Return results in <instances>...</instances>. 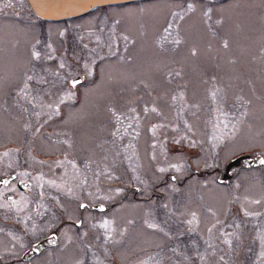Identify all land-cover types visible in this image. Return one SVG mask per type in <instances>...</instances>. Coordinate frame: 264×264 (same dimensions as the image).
Returning a JSON list of instances; mask_svg holds the SVG:
<instances>
[{
    "label": "flooded vegetation",
    "instance_id": "af4514ba",
    "mask_svg": "<svg viewBox=\"0 0 264 264\" xmlns=\"http://www.w3.org/2000/svg\"><path fill=\"white\" fill-rule=\"evenodd\" d=\"M197 18L202 19L197 11L179 18L175 26L180 24L184 31L178 43L170 47L169 0H133L95 6L80 15L58 20L43 18L28 0H0V178L10 176L0 184V264H106L107 260L109 264H126L122 259L118 263L117 250L101 249L103 235L97 229L100 225H96L98 220L89 217L95 216L90 212L121 206L127 196L126 200L131 196L135 200L150 201L149 228L159 231L161 238L160 243H149L150 251H132L129 260L137 259L138 264H201L198 246L189 252L184 247L179 251L165 250L169 238L186 229L180 225L182 220L170 219V208L165 204H172L168 203L193 174L202 179L209 174L225 196L231 195L228 202L220 203L221 207L214 211V244L218 241L216 225L219 222L223 221L227 227L222 233L231 232L229 227L234 224V229L239 226L243 229L240 241L233 240L230 234L226 236L229 239L228 245L224 241L227 252L218 257L220 263L248 264L252 256L254 262L264 264V162L240 166L229 180L218 179L229 160L245 153L264 157L262 148L254 145L241 148L224 160H221L222 155L221 161H214L211 168L196 157L176 156L177 160H170L161 176L145 177L143 181H149V185H142V191L149 190V193L140 197L136 192L141 185L137 182L138 185L128 186L124 193L112 198L99 185L83 190L90 173L94 172L98 180L101 169L95 160L74 155L73 129L68 116L75 97L104 93L100 67L105 70L104 77L110 78L113 68L107 61L115 60L121 45L135 52L137 47L153 48V54L161 61L154 74L159 81L138 78L134 86V80L131 82L128 93L138 97L167 98L164 95L171 80L200 77L213 81L226 77L201 73L214 64L169 59L173 50L183 52L184 32L191 19ZM95 25L110 31L95 33L92 31ZM174 40L177 41V37ZM75 42L77 45L100 43L107 55L102 59L86 56L75 63L72 46ZM73 81L77 82L75 87ZM163 110L162 107V112H142L144 127L167 124L168 114ZM118 115L115 111L107 118V126L116 136L120 126ZM103 134L105 136V131ZM112 145L118 156L113 161L115 178L108 180L109 187L121 184L119 176L125 162L120 154V140L113 137ZM137 157L143 167L144 161ZM75 177L80 181L75 183ZM173 182L181 185L171 187ZM241 191L245 193L246 202L238 200L235 204L237 199L233 195ZM254 195L259 201H253ZM99 203L106 207L103 210L90 207ZM230 255L234 257L231 260Z\"/></svg>",
    "mask_w": 264,
    "mask_h": 264
},
{
    "label": "rangeland",
    "instance_id": "374dc122",
    "mask_svg": "<svg viewBox=\"0 0 264 264\" xmlns=\"http://www.w3.org/2000/svg\"><path fill=\"white\" fill-rule=\"evenodd\" d=\"M169 2L170 47L182 37L184 30L181 25L175 26L180 17L186 18L195 11L202 17L191 19L184 32L183 52L173 50L169 59L214 64L213 67L202 69L201 73L226 77L213 81L200 77L171 80L168 92L164 95L167 98L138 97L128 93L129 89L136 85L138 78L159 81L154 74L161 61L153 54V48L146 50L137 47L135 52L121 45L118 56L116 54L113 58L115 60L107 61L108 66L113 68L110 78L104 77L105 70L100 67L104 93L85 95L83 98L80 96L79 99L76 96L75 102L71 104L68 117L73 129L74 155L83 156L89 161L95 160L101 169L98 180L94 172H89L90 178H86L83 190H92L99 185L112 198L124 193L128 186L139 183L141 189L136 193L140 197L149 193V190L142 191V185H149V181H143L145 177L161 176V169L165 170L176 156L196 157L211 168L222 155L224 157L221 160H224L225 156L241 148L254 145L264 150V0ZM85 21L90 23L88 18ZM88 29L84 32L87 33ZM92 31L100 34L103 28L95 25ZM104 31L110 29L106 27ZM175 36L177 41L174 40ZM72 46L75 63L86 56L102 59L107 55L105 47L97 42L85 45L75 42ZM76 49L79 51L76 52ZM220 64L225 66L221 67ZM162 107L163 112L168 114L167 124H153L145 128L141 121L142 112H162ZM115 111L119 112L120 123L117 136L112 135V128L107 126V118L110 119ZM113 137L114 140H120V154L125 162L122 163L119 176L121 184L109 187L108 180L115 178L113 161L118 156V152L113 150ZM137 156L144 161L143 167ZM170 170L175 171L172 168ZM210 177L208 174L202 179L198 174H193L190 181H186V186L177 191L168 203L172 204H165L167 209L170 208V219L182 220L180 225L186 228L169 238L165 250L179 251L180 247H184L189 252L198 246L201 264H221L218 257L227 252L224 244L226 242L228 245L229 239L226 236L230 234L233 240L240 241L243 229L241 226L234 229V224L229 227L231 232L222 233L227 227L223 221L219 222L216 225L218 241L214 244V211L221 207L220 203L228 202L231 195L225 196L222 188ZM79 181L78 177L74 178L75 183ZM180 185L174 182L170 184L171 187ZM233 197L237 199L235 204L238 200L246 202L243 191L235 193ZM254 197V202L259 201L257 195ZM126 199L122 200L124 203L121 206L111 210L90 212V215L95 216L89 218L98 220L96 225H100L97 229L103 235L100 237L103 239V251L117 250L115 257L118 263L122 259L127 261L126 264H136L137 259H128L132 251H150L149 243H160L161 238L159 231L149 228L150 201L144 198L135 200L130 196L128 200L132 203L129 204L125 203L128 201ZM110 201L112 199L107 203ZM85 213L89 214L88 210ZM115 219L119 221L115 222ZM255 251L258 252V248ZM233 258L229 256V260ZM247 263L257 264L252 256ZM106 264H109L108 260Z\"/></svg>",
    "mask_w": 264,
    "mask_h": 264
},
{
    "label": "water",
    "instance_id": "95a60500",
    "mask_svg": "<svg viewBox=\"0 0 264 264\" xmlns=\"http://www.w3.org/2000/svg\"><path fill=\"white\" fill-rule=\"evenodd\" d=\"M36 13L45 18L60 19L68 16H74L86 12L97 5L110 3H121L131 0H28ZM262 155H253L249 153L241 154L236 158L229 160L218 179L221 181L231 179L238 171L240 166L259 165L263 163ZM10 176L0 178V184L4 183ZM91 208L103 210L104 204H93Z\"/></svg>",
    "mask_w": 264,
    "mask_h": 264
},
{
    "label": "snow or ice",
    "instance_id": "6c2138e0",
    "mask_svg": "<svg viewBox=\"0 0 264 264\" xmlns=\"http://www.w3.org/2000/svg\"><path fill=\"white\" fill-rule=\"evenodd\" d=\"M189 7H191V6H189ZM34 55H38V54H34ZM29 79H31V78L29 77ZM76 83H77L76 81H73L72 86L75 87ZM177 143H179V141H177ZM262 162H264V161H262ZM161 171H164V169H161Z\"/></svg>",
    "mask_w": 264,
    "mask_h": 264
}]
</instances>
